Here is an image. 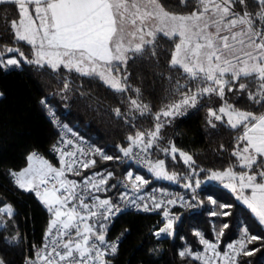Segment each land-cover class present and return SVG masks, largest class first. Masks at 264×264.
Returning a JSON list of instances; mask_svg holds the SVG:
<instances>
[{"label": "snow or ice", "instance_id": "snow-or-ice-1", "mask_svg": "<svg viewBox=\"0 0 264 264\" xmlns=\"http://www.w3.org/2000/svg\"><path fill=\"white\" fill-rule=\"evenodd\" d=\"M237 3L242 6V12L235 10ZM2 4L16 7L18 19L10 21L14 39L30 45L32 52L29 59L19 48L4 47L0 50V69L4 70L10 66L20 67L22 59L26 64L48 67L54 72L63 68L82 76L98 77L113 90L126 92L130 87L127 83L128 61L149 55L154 57L158 38L171 41L168 66L169 70L180 73L174 81L180 99L155 114L154 129L137 130L134 136L129 135V146L121 147L120 152L124 157L142 160L157 179L177 180V174L166 169L164 160L148 158L152 155L149 149L155 145L173 160L179 153L183 162L191 167L195 163L192 156L174 143L160 147V131L166 122H170L167 118L183 114L189 107L195 108L206 96H218L222 103L217 109L208 108L207 123L215 129L213 120L220 121L239 130L231 153L236 162L224 171L209 170L207 178L221 181L250 210L258 224L264 226V0H255L258 9L255 12L248 11L246 0H179L176 6L192 7V11L183 13L170 11L173 5L164 0H0ZM7 53H18L21 59H5ZM168 79L172 81L173 77ZM181 79L185 83H181ZM244 81H250L255 91ZM67 87L65 82V90ZM225 88L237 93L247 90V98L259 105V109L247 111L229 103L225 99ZM133 91L139 97L140 90ZM129 102L130 110L138 111L141 116L151 111L148 104L138 99L129 98ZM40 103L48 107L46 100L42 99ZM48 111L54 118L55 112L50 108ZM115 112L117 116L121 115L119 108ZM71 143L64 141L65 145ZM134 148L139 151L134 153ZM53 149L60 155V167L32 152L26 158L27 167L18 172L9 170L14 184L33 193L50 213L44 243L36 250L35 258L26 259L25 264H111L106 257L117 253L118 244L106 240L107 224L103 221L118 214L121 208L111 199H100L94 193L106 192L104 186L113 174L94 173L79 183L68 179V175H80V168L87 169L96 164L95 159H84L86 156L99 155L103 160L114 157L99 148L85 152L76 146L74 151L65 152L54 145ZM192 171L197 174L195 169ZM126 178L131 182L133 193L149 183L140 175L133 177L132 172H128ZM200 184L201 181L196 179L195 188ZM123 186L129 187L128 184ZM185 187L193 188V184L188 183ZM89 197L92 202H86ZM120 199L137 208L142 207L146 212L164 205V201L154 198L151 208L147 203L136 204V200H144V197L132 199L128 192L122 193ZM180 201L184 206L183 198ZM176 203L175 199L167 200L169 205ZM229 207L231 205H219L220 209ZM15 214L11 204H0V225L6 227L5 217L11 219ZM212 214L231 215L225 211ZM163 216L164 226L154 232L157 239L162 233L173 236V225L179 219L170 216L167 209ZM226 228L227 223L216 233L217 241ZM240 233L235 243L227 245L228 251L221 253L218 243H212L201 232H196L204 251L193 253L186 247L179 256L191 257L201 264H217V261L238 264L237 257L241 254L251 256L259 250H246L248 243L259 239L249 233L248 226L241 225ZM5 239L8 243H19L20 236L17 233ZM0 264H5L3 259Z\"/></svg>", "mask_w": 264, "mask_h": 264}, {"label": "trees", "instance_id": "trees-1", "mask_svg": "<svg viewBox=\"0 0 264 264\" xmlns=\"http://www.w3.org/2000/svg\"><path fill=\"white\" fill-rule=\"evenodd\" d=\"M164 2L173 5L170 11H192V7L176 6L179 0ZM246 4L248 11L258 10L255 0H246ZM235 10L242 12L243 9L237 3ZM12 19H18L16 7L0 5V50L4 47L19 48L31 59V46L14 39L10 27ZM171 48V41L158 38L154 57L149 55L135 61L129 60L127 83L130 87L126 92L113 90L98 77L82 76L63 68L54 72L48 67L24 63L18 53L5 54V59H21L20 67L7 71L0 69V204H11L16 213L11 219H5L6 227L0 225V259L5 264H24L28 250L42 244L50 221V213L35 195L19 189L9 175V170L18 172L27 167L26 158L32 152L49 156L57 139V132L40 101L46 100L58 119L116 157L121 147L129 146V135L134 136L137 130L147 132L154 129L155 114L180 99L174 83L180 73L169 70L168 66ZM121 73L124 74L123 68ZM169 76L173 77L172 81L168 79ZM65 82L68 84L66 90ZM244 82L255 91L250 81ZM181 83L185 81L181 79ZM137 88L140 90L139 97L133 91ZM129 98L148 104L151 111L143 116L138 111H131ZM225 99L242 110L255 112L259 109V105L247 98V90L237 93L228 92L225 88ZM221 103L218 96H206L187 114L167 118L170 122H166L160 131V147L174 143L178 149L192 156L195 163L191 167H176L171 163L170 155L165 156L155 145L150 149L155 160H164L166 169L177 174L178 184L185 182L182 175H189L192 169L196 170V177L204 181L208 179L206 173L209 170L224 171L236 162L231 153L239 130H233L220 121L213 120L215 129L207 123L208 108L217 109ZM117 108L120 109V116L116 115ZM104 167L114 173L113 182L131 170L118 160H111ZM148 177L153 185L162 184L169 189L172 186L153 182L150 174ZM221 204L231 207L220 209ZM220 211L230 212L231 215L212 214ZM156 223L157 217L154 215L127 213L118 219L110 230V237L120 240L114 264H201L191 257L179 256V252L186 247L191 248L193 253L204 251L196 232H201L210 242L218 243V250L223 253L229 243H235L240 238L241 225L248 226L249 233L259 237L248 243L246 250H259L251 256L241 254L237 257L238 264H264V226L258 224L250 210L221 181L215 180L201 186L197 201L182 213L171 239L155 241L152 229ZM225 223L228 228L223 230V235L217 241L216 233ZM17 233L19 243L6 242V237L11 238Z\"/></svg>", "mask_w": 264, "mask_h": 264}, {"label": "built area", "instance_id": "built-area-1", "mask_svg": "<svg viewBox=\"0 0 264 264\" xmlns=\"http://www.w3.org/2000/svg\"><path fill=\"white\" fill-rule=\"evenodd\" d=\"M16 66H10L7 70L14 69ZM6 70V71H7ZM1 97V95H0ZM42 105V104H41ZM43 108L46 111L47 117L57 132V139L54 143V145L63 148L65 152L67 151H74L75 147H81L85 150V152H90L91 150H94L96 148H99L101 151H103L105 154L109 155L107 152H105L101 147L93 143L92 141L88 140L75 130H73L70 126L67 124L63 123L60 119H58L56 116L53 118L48 109L49 106L46 108L44 105H42ZM64 141H71V144H64ZM53 145V146H54ZM139 150L134 148L133 152L136 153ZM150 152V149H149ZM151 153V152H150ZM40 156H42L44 159H47L51 164H53L56 167H60L59 160H60V155L58 152H56L53 147L50 151L49 156H45L42 153H38ZM116 157H119V159H116ZM114 157L113 161H120L124 166L130 167L131 170L129 172H132L133 177L136 175L142 176L145 180L149 181L146 185H141L140 190L136 193H133L131 189V182L127 180V174L120 177L118 180L113 182V177L114 173L107 167H104V165L107 162H110L111 160H103L99 155H89L84 157V159H95L96 164L94 166H90L87 169L80 168V175H68V179L75 180L78 183L82 182L86 177L92 176L94 173H104L105 175L107 173H112L113 176L111 179L108 180L107 185L104 187L107 189V191H101V192H95L94 195L98 196L100 199H111L113 204H119L121 211L118 214L112 215L109 220L103 221V223L107 224V235H106V240L110 243H117L118 244V249L117 252L119 251L120 248V240L115 237H110V230L115 224V222L120 219L124 214L127 213H134V214H139L143 216H148V215H154L157 217V223L153 226L152 229V234L155 239V241H162L166 239H171L173 236L169 237L166 236L165 234H161V238L157 239L156 236L154 235V232L158 231L161 227L164 226L165 224V218L163 216V211L167 209L170 213V216H178L179 219L175 221L173 227H174V233L175 230L178 226V224L181 221L182 218V213L186 211L187 209L191 208L194 202L197 201L198 196H199V191L201 188V184L199 188H195V182L192 180L185 181L183 184H178L176 180L170 181L166 179H157L152 173L149 172L148 166L139 158H131V157H124L123 153L120 152L118 156ZM152 161H156L153 156L151 155L148 157ZM105 163V164H104ZM149 174L153 176V182L157 181L159 183H168L171 186V188H165L163 187L162 184L158 185H153L151 183V179H149ZM192 183L193 188H188L185 187L186 184ZM128 184L129 187L125 188L123 185ZM114 185V187H113ZM178 186V188H177ZM175 187V188H174ZM124 192H128V195L132 197V199H136L137 196H143L144 200H136V204L143 205L147 203L149 207L151 208L152 205V198H154L157 201H164V205L161 208L158 209H153L150 211H143V208H137L134 204L131 203H125L120 199L121 194ZM180 198H183V200L186 202L184 206H181V201ZM168 199H175L177 203L175 205H169L167 204ZM86 202H92L91 197ZM191 205V206H189ZM95 219V218H93ZM90 223L92 221H89ZM45 237V236H44ZM44 243V238L43 242ZM42 244L40 246H35L28 250L27 255L24 260V264L26 259L32 258L34 259L35 252L37 249L41 248ZM228 249L226 248L224 252H227ZM223 252V253H224ZM117 254V253H116ZM107 256L106 259L110 260L111 264H114V258L116 256Z\"/></svg>", "mask_w": 264, "mask_h": 264}, {"label": "rangeland", "instance_id": "rangeland-1", "mask_svg": "<svg viewBox=\"0 0 264 264\" xmlns=\"http://www.w3.org/2000/svg\"><path fill=\"white\" fill-rule=\"evenodd\" d=\"M121 75H122V73H121ZM196 107H197V105H196ZM196 107H195V108H196ZM195 108H191V107H189V108L186 109V111L183 112V114H180V115L187 114L188 112L194 110ZM177 116H178V115H177ZM169 118H172V117H169ZM169 118H168V119H169ZM225 119H226V118H225ZM189 155H190V154H189ZM169 157H170L171 163H173V165L176 166V167H181V166H183V167L186 168V167L188 166L187 164H185V163L183 162L182 158H180L179 153H176V159H175V160H173L171 156H169ZM182 177L185 179V181L192 180V181L195 182L196 179H199V178L196 177V175H195L193 172H191L189 175H182ZM186 177H187V179H186ZM199 180L201 181V186H204L205 184H209V183H212L213 181H215V180H209V179H206V180H204V181H202L201 179H199ZM216 181H219V180H216ZM223 185H224V184H223ZM225 188H226V187H225ZM226 189H228V188H226ZM228 190H230V189H228ZM230 191H231V190H230ZM238 201H239V200H238ZM239 202H240V201H239ZM240 203H242V202H240ZM5 219H7V217H5ZM226 248H227V247H226ZM217 264H222V262H221V261H217Z\"/></svg>", "mask_w": 264, "mask_h": 264}]
</instances>
